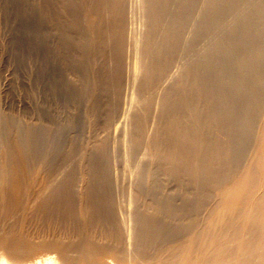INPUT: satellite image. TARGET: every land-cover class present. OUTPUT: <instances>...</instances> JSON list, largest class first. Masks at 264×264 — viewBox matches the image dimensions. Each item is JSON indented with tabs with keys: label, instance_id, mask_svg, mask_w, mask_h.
Segmentation results:
<instances>
[{
	"label": "bare ground",
	"instance_id": "6f19581e",
	"mask_svg": "<svg viewBox=\"0 0 264 264\" xmlns=\"http://www.w3.org/2000/svg\"><path fill=\"white\" fill-rule=\"evenodd\" d=\"M0 17L37 101L22 131L0 119V191L72 227L0 237V264H264V0H0Z\"/></svg>",
	"mask_w": 264,
	"mask_h": 264
},
{
	"label": "rangeland",
	"instance_id": "374dc122",
	"mask_svg": "<svg viewBox=\"0 0 264 264\" xmlns=\"http://www.w3.org/2000/svg\"><path fill=\"white\" fill-rule=\"evenodd\" d=\"M11 25L6 24L0 17V119L9 123L12 129L18 128L19 131H22V129H25L26 124L35 121L32 110L34 102L37 101L24 96L21 85L28 84V75L32 71L33 65L30 64L32 62L30 60L23 66L19 54L11 51L12 48L8 47L10 45L8 42H10L13 34V26L11 27ZM21 35L22 37L25 36L24 30ZM30 107L31 110H27ZM25 111L29 112L27 119L22 116ZM11 141L12 135H7L4 141L0 139V156L2 154L0 162L3 159L4 143L10 145ZM27 200H31L32 203L29 205L28 202H25L27 206H24V203L19 204L12 196L3 197L0 191V237L6 236L12 242H16L19 238H27L36 244L34 240H37L38 236L51 234L50 232L53 229L57 233H59V228L62 232L66 230V233L72 231L70 223H60L54 218L48 219L45 215L39 214L33 205L32 191L30 190L27 192ZM224 212L221 208L215 211L208 221L206 231L214 232L218 229L220 218ZM203 247L206 251V247ZM193 248L194 245H191L189 258H192L195 254ZM41 253L45 255L43 251ZM49 256L56 259V264L59 263L56 252L50 253ZM129 264L149 263L135 259L131 260Z\"/></svg>",
	"mask_w": 264,
	"mask_h": 264
}]
</instances>
